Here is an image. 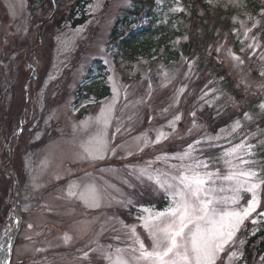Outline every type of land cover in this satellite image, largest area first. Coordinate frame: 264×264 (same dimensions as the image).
<instances>
[{
  "label": "rangeland",
  "instance_id": "obj_1",
  "mask_svg": "<svg viewBox=\"0 0 264 264\" xmlns=\"http://www.w3.org/2000/svg\"><path fill=\"white\" fill-rule=\"evenodd\" d=\"M209 1L212 9L231 14V24L220 30L221 39L207 43L204 57L182 51L191 1L158 0L156 23L168 41L157 53L130 62L114 60L108 43L132 0H94L89 21L78 27L67 20L59 24L63 17L42 0L33 6L29 0H0V264H113L117 249L128 264H148L135 260L138 253L131 249L139 247L138 237L151 250L143 221L165 210L169 197L141 169L175 174L178 167L170 166L181 161L173 157L192 145L209 170L223 171V153L241 141L252 146L245 159L257 173L252 182L259 203L217 254L216 264H247V238L239 233L251 235L264 223V83L257 89L261 100L212 131L205 111L218 115L233 100L220 80L200 82V63H208L213 50L221 53L238 87L250 92L249 67L245 72L231 61L239 58L236 46L264 74V0L255 6L245 0ZM168 45L176 58H170ZM97 59L107 68L111 91L98 108L93 100L76 102ZM21 115L25 120L18 126ZM86 190L89 195L81 198ZM136 191L162 197L164 209L140 206ZM242 196L240 207H247L252 195Z\"/></svg>",
  "mask_w": 264,
  "mask_h": 264
},
{
  "label": "snow or ice",
  "instance_id": "obj_2",
  "mask_svg": "<svg viewBox=\"0 0 264 264\" xmlns=\"http://www.w3.org/2000/svg\"><path fill=\"white\" fill-rule=\"evenodd\" d=\"M239 127V123L235 128ZM199 143V142H196ZM251 145L244 141L223 153L226 168L209 170L205 160L198 159L192 145L182 155L173 157L181 161L175 174L141 169L142 175L169 197V206L143 221L152 242L151 250L136 237L138 248H133L137 261L148 264H216L217 254L230 243L237 228L256 211L258 185L252 182L257 173L251 168L253 161L245 159L251 155ZM103 158V157H100ZM264 183V180L261 181ZM230 193V194H229ZM242 193H250L252 199L247 207H240ZM74 195V193H70ZM89 192L81 193L86 198ZM135 236V227L131 229ZM117 249L113 264H128Z\"/></svg>",
  "mask_w": 264,
  "mask_h": 264
},
{
  "label": "trees",
  "instance_id": "obj_3",
  "mask_svg": "<svg viewBox=\"0 0 264 264\" xmlns=\"http://www.w3.org/2000/svg\"><path fill=\"white\" fill-rule=\"evenodd\" d=\"M93 1L42 0L43 3L51 6L53 12L56 11L57 16L61 15L63 17L61 21H57L59 24L63 20H67L73 27L84 25L89 21L88 6ZM189 1L193 6L190 7V15L188 16L190 22L187 31L189 39L183 44L182 51L190 58L194 54L201 55V53L204 57L207 43L211 44L213 41L216 42L221 39L222 30H230L231 14L225 12L224 9H212L209 0ZM29 2L33 6L38 0H29ZM245 2L251 6L257 5L256 0H245ZM157 3L158 0H132L131 6L116 19L108 43V49L112 52L114 60L125 59L132 62L138 57L150 56L154 53L152 52L154 49L157 53V48L159 49L164 41H168L166 37H163V26L156 23ZM198 29H201L202 33L198 34ZM235 48L236 51L240 52L236 46ZM208 49L210 48L208 47ZM166 50L170 58L178 56L177 52L171 50V46L168 45ZM223 55L225 54L223 53ZM223 59L221 53L219 54V52L213 50L208 63L203 60L200 63V66L203 67L200 82L220 80L219 85L233 100V104L218 115H215L216 113L213 110L205 111L204 120L212 131L228 125L236 117L252 108L262 98V94L257 93V89L264 83V74L259 73L257 62L251 59H247V63H241V61L234 63V61H231V67L236 66L240 70L245 68V72L246 68L249 67L252 77L247 73L248 77L246 79L252 85V90H255L245 93L238 87L236 79L232 77L231 68L225 64ZM106 76L107 68L103 61L101 59L95 60L88 69L86 83L78 88L76 93L77 102L82 99L93 100L96 108H98L100 101L111 94L110 87L105 82ZM21 117L16 119V125L18 126H21ZM134 199L139 205H154L155 208L160 210L164 209L163 205L166 204V200L162 197L141 196L137 191L134 192ZM239 235H244L247 238L245 245L247 264H253L260 257L264 260V223L257 232L251 235H249V232L245 234L244 230H241Z\"/></svg>",
  "mask_w": 264,
  "mask_h": 264
}]
</instances>
